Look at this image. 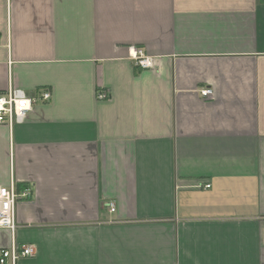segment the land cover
I'll list each match as a JSON object with an SVG mask.
<instances>
[{"label": "crops", "instance_id": "crops-1", "mask_svg": "<svg viewBox=\"0 0 264 264\" xmlns=\"http://www.w3.org/2000/svg\"><path fill=\"white\" fill-rule=\"evenodd\" d=\"M9 88L51 93L0 123L16 264H264V0H0Z\"/></svg>", "mask_w": 264, "mask_h": 264}, {"label": "built area", "instance_id": "built-area-1", "mask_svg": "<svg viewBox=\"0 0 264 264\" xmlns=\"http://www.w3.org/2000/svg\"><path fill=\"white\" fill-rule=\"evenodd\" d=\"M129 55L134 65L139 69L152 68L154 65L153 57L147 56L140 47H130ZM39 93V94H38ZM199 94L204 97H211L213 90L210 87H203ZM98 99H106L109 94L106 90L98 88L96 90ZM51 98L48 89L42 88L38 92H25L20 89L9 88L0 91V123L5 122L12 126L21 121L31 110L32 103L35 101L46 102ZM205 187H209L206 184ZM31 189L28 186L16 188L11 182L8 186H0V227L8 228L13 231L17 227L15 220V204L20 199H28ZM109 212L115 210V203L110 201L107 204ZM35 247L33 244H12L10 247L0 249V264H16L22 257L33 256Z\"/></svg>", "mask_w": 264, "mask_h": 264}, {"label": "trees", "instance_id": "trees-1", "mask_svg": "<svg viewBox=\"0 0 264 264\" xmlns=\"http://www.w3.org/2000/svg\"><path fill=\"white\" fill-rule=\"evenodd\" d=\"M22 188V187H21Z\"/></svg>", "mask_w": 264, "mask_h": 264}]
</instances>
